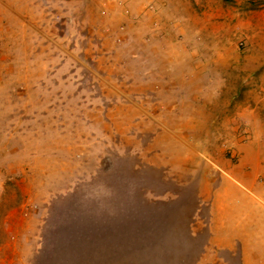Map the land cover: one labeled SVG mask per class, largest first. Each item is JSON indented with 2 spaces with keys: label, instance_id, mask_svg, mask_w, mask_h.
<instances>
[{
  "label": "rangeland",
  "instance_id": "rangeland-1",
  "mask_svg": "<svg viewBox=\"0 0 264 264\" xmlns=\"http://www.w3.org/2000/svg\"><path fill=\"white\" fill-rule=\"evenodd\" d=\"M228 172L264 187V0H0V264H194Z\"/></svg>",
  "mask_w": 264,
  "mask_h": 264
},
{
  "label": "crops",
  "instance_id": "crops-1",
  "mask_svg": "<svg viewBox=\"0 0 264 264\" xmlns=\"http://www.w3.org/2000/svg\"><path fill=\"white\" fill-rule=\"evenodd\" d=\"M230 173L208 200L207 236L194 264H264V187L236 183Z\"/></svg>",
  "mask_w": 264,
  "mask_h": 264
}]
</instances>
